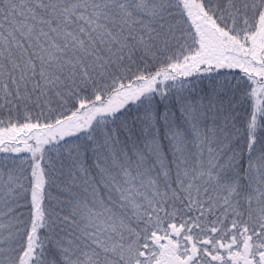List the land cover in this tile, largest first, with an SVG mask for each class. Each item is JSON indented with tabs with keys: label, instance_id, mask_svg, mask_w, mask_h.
Instances as JSON below:
<instances>
[{
	"label": "snow or ice",
	"instance_id": "1",
	"mask_svg": "<svg viewBox=\"0 0 264 264\" xmlns=\"http://www.w3.org/2000/svg\"><path fill=\"white\" fill-rule=\"evenodd\" d=\"M0 264H264V0H0Z\"/></svg>",
	"mask_w": 264,
	"mask_h": 264
}]
</instances>
